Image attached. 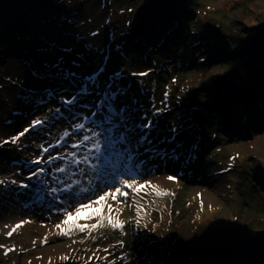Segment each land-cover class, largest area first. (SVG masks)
Returning a JSON list of instances; mask_svg holds the SVG:
<instances>
[{"label": "rangeland", "instance_id": "rangeland-1", "mask_svg": "<svg viewBox=\"0 0 264 264\" xmlns=\"http://www.w3.org/2000/svg\"><path fill=\"white\" fill-rule=\"evenodd\" d=\"M262 136L264 0H0V264H264Z\"/></svg>", "mask_w": 264, "mask_h": 264}, {"label": "bare ground", "instance_id": "bare-ground-1", "mask_svg": "<svg viewBox=\"0 0 264 264\" xmlns=\"http://www.w3.org/2000/svg\"><path fill=\"white\" fill-rule=\"evenodd\" d=\"M250 25H252V24H250ZM6 26V25H5ZM174 29H173V32L175 31V32H178V29L176 28V27H173ZM7 33H8V37H11V36H13V35H15L16 37L18 36L17 35V33H16V29L15 28H13V26H11L10 24H8L7 25ZM24 33H26V32H22V34L20 33V35L19 36H21V41H22V43H24L23 42V39H24V37H23V34ZM27 34V33H26ZM35 34V33H34ZM34 34H31V35H29L30 37L32 36L33 37V35ZM28 35V34H27ZM36 35V34H35ZM7 37V36H6ZM25 40V39H24ZM32 40H35V39H33L32 38ZM21 43V42H20ZM21 43V44H22ZM40 43V42H39ZM39 43H31L32 45H33V47L34 46H37V44H38V46H39ZM44 43V42H43ZM25 44V43H24ZM44 45H45V47H46V50H44V53H43V58H42V60L43 61H45L48 65H52L51 64V62L53 61V59L56 57V55H58V54H56L55 53V51H52L51 53H48L47 54V52H48V50H49V47L44 43ZM22 46V45H21ZM25 46V45H24ZM13 48V47H12ZM22 48H23V46H22ZM19 49H21V48H19ZM33 50V49H32ZM30 54V55H29ZM29 54H28V56H27V58H36V59H38V60H40V61H42L38 56H36V55H33V53H31L30 51H29ZM27 58H24L25 60H26V62H30V60H28ZM33 64V61L32 62H30V65H32ZM61 67V65H59L58 66V68H47V67H42V68H40V69H45V70H47L48 71V73H56V74H60L61 75V73H63V72H61V70L59 71V68ZM62 68V67H61ZM39 69V70H40ZM63 69V68H62ZM61 77V76H60ZM35 99L34 97H32V96H29L27 99H26V103H29V105H30V103H31V99ZM255 144H261V145H264V136H262V137H260V138H256L255 139V142H254ZM199 151H202V150H199ZM183 164H186L185 162L183 163ZM177 165L178 166H181L180 165V162L179 163H177ZM193 165V163H190V166H192Z\"/></svg>", "mask_w": 264, "mask_h": 264}, {"label": "trees", "instance_id": "trees-1", "mask_svg": "<svg viewBox=\"0 0 264 264\" xmlns=\"http://www.w3.org/2000/svg\"><path fill=\"white\" fill-rule=\"evenodd\" d=\"M40 9L42 10V8L40 7ZM39 13H40V11H39ZM42 15V14H41ZM171 86H168V88H170ZM167 89V88H166ZM180 104V103H179ZM181 106V105H180ZM233 111H235V109L233 110ZM247 120H248V122L250 123V125H252L253 127H255V122L257 121L255 118H246ZM257 131H254V133H256ZM139 152V151H138ZM197 157H199V156H197ZM197 161V160H196ZM19 163L21 164V162H18V165H19ZM186 164H183L184 166V169H186V172L188 173V170H190L189 169V167H190V163H193V161H186L185 162ZM144 170L145 169H149L150 171L153 169V168H143ZM134 171V170H133ZM194 171V170H193ZM193 171L191 170V174H193ZM190 174V175H191ZM100 180H98V182H99ZM100 183V182H99ZM90 186H94L95 187V183H93V184H91ZM147 241H148V239H146ZM159 241H161V240H159ZM158 241V242H159Z\"/></svg>", "mask_w": 264, "mask_h": 264}]
</instances>
